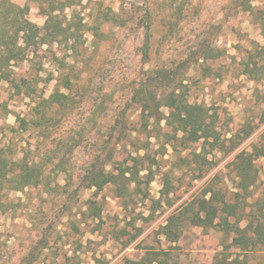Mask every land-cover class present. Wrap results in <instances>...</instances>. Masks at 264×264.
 Here are the masks:
<instances>
[{
  "label": "rangeland",
  "instance_id": "374dc122",
  "mask_svg": "<svg viewBox=\"0 0 264 264\" xmlns=\"http://www.w3.org/2000/svg\"><path fill=\"white\" fill-rule=\"evenodd\" d=\"M5 1L27 6L24 18L44 24L34 0H0V8ZM60 1L67 6L60 18L82 20L81 32L71 43L25 52L0 82V149L14 161L43 165L45 176L44 184L23 192L1 190L8 206L0 213V264H124L168 246L179 264H215L226 257L231 264H264V247L249 255L238 252L220 219L212 228L185 227L173 245L158 234L171 214L208 188L238 201L240 227L249 213L264 209V66L247 68L255 48L264 44L255 18L264 0ZM109 10L118 15L114 24L104 17H110ZM95 27L104 36H94ZM146 36L149 58L144 60ZM180 63L183 95L213 121L219 137L214 147L186 140L164 122L159 127L151 122L136 136L141 174L152 177L148 186L142 183L138 192L132 185L122 198L111 185L98 194L79 189L94 146L105 143L117 116L126 132L140 129L133 88L150 71ZM66 73L75 81L72 109L55 114L43 130L34 128L36 104ZM122 131L116 129L106 152L112 150L116 161L133 151L120 140ZM246 162L253 184L243 193L237 168ZM166 176L169 196L162 194ZM88 201L100 208L98 218L83 215Z\"/></svg>",
  "mask_w": 264,
  "mask_h": 264
},
{
  "label": "trees",
  "instance_id": "16d2710c",
  "mask_svg": "<svg viewBox=\"0 0 264 264\" xmlns=\"http://www.w3.org/2000/svg\"><path fill=\"white\" fill-rule=\"evenodd\" d=\"M34 1L40 6L45 18L41 27L24 18L28 11L27 6L21 8L5 1L4 6L0 8V82L7 80L5 69L10 63L20 60L25 52L37 53L45 45L71 43L84 27L82 20L76 22L74 16H70L69 20L60 18V14L67 8L65 2L60 0ZM249 10L251 9H247ZM109 12H111L110 17L107 15L104 17L108 23L114 24L117 22L118 15L112 13L111 10ZM147 14L146 12V16ZM255 18L264 40V9L259 10ZM98 30L97 27L93 28V35L98 38L104 36V33ZM141 52L143 59L147 60L149 58V36L145 37ZM201 57L207 59L205 55ZM250 59L247 68L257 70L259 64L264 66V44L255 48V54ZM181 64L170 68L154 69L133 88L131 98L139 109L140 129L126 132L122 127L121 119L117 116L112 122L111 131L105 143L94 146V155H91L79 179V189L94 190V194H98L104 187L111 185L115 188L116 196L122 198L128 194L132 185L138 192H140L142 183L148 186L152 182V177L141 174L144 162L139 154L142 147L136 136L146 132L151 122L158 127L164 122L165 126L170 127L174 133L186 135V140L195 142L202 140L204 144L214 147L213 142L217 143L219 137L216 129L211 125L213 121L207 122L205 119L207 114L203 107L189 103L183 95ZM74 84L75 81H72L69 73L60 77L55 91L47 99H41L36 104L34 128L43 130L48 123H51L55 114H64L72 109L74 99L71 92ZM163 109L167 111V115L163 114ZM119 127L123 130L120 140L129 142V146L126 143L124 149L126 150L128 146L133 151H127L121 161H116L112 150L106 152L109 150L112 138L114 139L113 133ZM209 140L212 141L209 142ZM194 156L197 159L201 157L200 154ZM58 164L61 165V162ZM109 164L113 167L107 170ZM249 164L246 162L238 165L237 168V174L240 176L237 188L243 193H246L253 184ZM44 178L43 165L26 158L14 161L0 149V213L4 212L8 206L2 199L1 190L3 188L23 192L26 188L44 184ZM170 192L171 180L169 176H166L162 194L169 196ZM235 197L239 198V194L236 193ZM87 205L83 215L92 219L98 218L101 210L97 203L88 201ZM239 207L237 200L234 203L229 202L217 191L208 188L200 197L171 214L165 225L159 228L158 234L167 244L173 245L179 241L185 227L212 228L216 220L220 219L232 235L231 247L244 255L254 254L264 247V220L261 219V216H264L262 215L264 209H260L261 214L258 215L249 213V219L243 227H240L242 220L239 216L243 214V210H239ZM231 218L234 219V223H230ZM44 244L42 242V245L46 246ZM171 250H173L172 246L161 250H147L140 259H126L124 264H179L176 254ZM228 260L227 257L222 258L215 264H231ZM245 264L249 263L246 261Z\"/></svg>",
  "mask_w": 264,
  "mask_h": 264
}]
</instances>
